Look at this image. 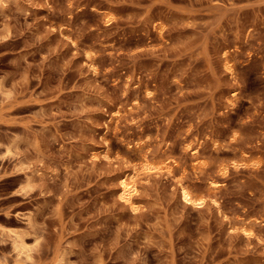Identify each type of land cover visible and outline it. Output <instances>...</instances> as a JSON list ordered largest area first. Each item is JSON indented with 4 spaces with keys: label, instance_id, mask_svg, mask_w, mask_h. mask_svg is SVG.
I'll return each mask as SVG.
<instances>
[{
    "label": "rangeland",
    "instance_id": "rangeland-1",
    "mask_svg": "<svg viewBox=\"0 0 264 264\" xmlns=\"http://www.w3.org/2000/svg\"><path fill=\"white\" fill-rule=\"evenodd\" d=\"M139 147L178 163L139 170ZM132 167L136 211L117 195ZM9 230L26 264H264V0H0L11 264Z\"/></svg>",
    "mask_w": 264,
    "mask_h": 264
},
{
    "label": "bare ground",
    "instance_id": "bare-ground-1",
    "mask_svg": "<svg viewBox=\"0 0 264 264\" xmlns=\"http://www.w3.org/2000/svg\"><path fill=\"white\" fill-rule=\"evenodd\" d=\"M106 15V13H105ZM158 33L160 34L161 28L156 29ZM227 70L230 72V75L232 74L233 67L230 64L229 61H227ZM236 99V93L232 92L229 101L232 102ZM121 112L118 110H115L111 113V119L112 121H118L121 118ZM141 149V154L138 156L139 166L137 169L142 170L144 172H150L154 169H158L160 171H165L167 174H171L172 170L175 168V164L178 163L177 161H174L173 159L170 160L167 153H159L155 158L158 159L157 163H153L149 161V158L151 157L148 153L147 147L144 149L139 147ZM184 151L186 152V155L190 157V170L193 172L197 171V161L199 160V151L196 147L191 146L190 142L186 143L184 146ZM95 157H103L107 158V151L103 152H95ZM153 160V159H152ZM234 165H238V163H235ZM224 168V167H223ZM136 168L132 167L131 172H129L127 175L121 176L118 179V198L126 203L128 207L132 211H136L138 209V205L136 203L138 194V185L136 181ZM225 170V168H224ZM186 168L181 167V174H185ZM218 183L216 182H210V190L214 191L217 189ZM180 196L181 199L184 202L190 203V204H197L202 203L204 201L203 196L196 193L191 187L188 185H180ZM11 236L13 238V248L15 249L17 255L16 259L11 264H26V261L30 258V249L25 245V243L19 238V235L14 230L11 231ZM245 234H250V231L247 229L243 230ZM9 233V232H8ZM264 249V247H263ZM61 261V260H60ZM0 264H9L6 261H0Z\"/></svg>",
    "mask_w": 264,
    "mask_h": 264
}]
</instances>
